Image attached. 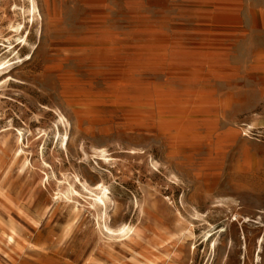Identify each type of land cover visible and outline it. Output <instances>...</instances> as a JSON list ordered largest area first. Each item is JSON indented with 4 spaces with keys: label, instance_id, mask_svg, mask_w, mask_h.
<instances>
[{
    "label": "rangeland",
    "instance_id": "obj_1",
    "mask_svg": "<svg viewBox=\"0 0 264 264\" xmlns=\"http://www.w3.org/2000/svg\"><path fill=\"white\" fill-rule=\"evenodd\" d=\"M34 5L0 0V264H264V0ZM162 91L233 141L163 138Z\"/></svg>",
    "mask_w": 264,
    "mask_h": 264
},
{
    "label": "bare ground",
    "instance_id": "obj_2",
    "mask_svg": "<svg viewBox=\"0 0 264 264\" xmlns=\"http://www.w3.org/2000/svg\"><path fill=\"white\" fill-rule=\"evenodd\" d=\"M32 3V13L36 10L34 5V0H30ZM20 56H17V58ZM6 62L0 61V75H2L3 71L9 70L10 65L8 64L5 66ZM1 78V76H0ZM151 100L156 103L158 107L156 109L157 113V132L163 138L172 141V144H182L184 141L187 140H200V139H207L211 142L214 149H219L220 147H224L225 145L229 144L235 138L233 133L223 134L218 132L217 130V123L212 116L209 115L210 109L208 106H201L195 109L194 112H199L197 115L194 116H187L184 118L182 115H172V109L169 107L164 108L162 105V101H170L171 97L170 94L166 92H158L154 94ZM163 106V107H162ZM62 118V115L60 114ZM20 137L18 136L16 141H18ZM65 141V137L62 139ZM21 151V150H20ZM102 195H105L103 192ZM101 196H97L96 201H100L106 207L105 202ZM104 221L106 220V211L103 213ZM179 223V219H176ZM104 228L107 231L119 232L122 236H127L128 238L131 237V234L137 235L139 231L136 228L128 227V226H121L115 230L111 229L109 225L104 222ZM9 239H12V234L8 235ZM152 240L154 242V246L158 248H165L174 243L175 239L174 236L163 232L161 230L155 231L152 235ZM146 260L150 263H154L153 258L148 255H144Z\"/></svg>",
    "mask_w": 264,
    "mask_h": 264
}]
</instances>
